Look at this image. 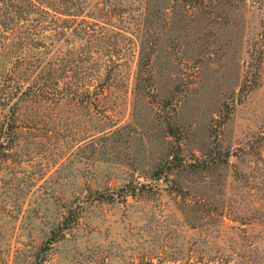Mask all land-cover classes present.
<instances>
[{
	"label": "rangeland",
	"instance_id": "1",
	"mask_svg": "<svg viewBox=\"0 0 264 264\" xmlns=\"http://www.w3.org/2000/svg\"><path fill=\"white\" fill-rule=\"evenodd\" d=\"M0 264H264V0H0Z\"/></svg>",
	"mask_w": 264,
	"mask_h": 264
}]
</instances>
